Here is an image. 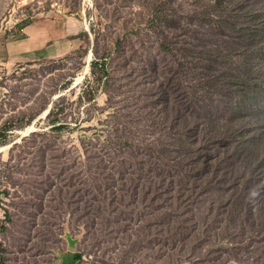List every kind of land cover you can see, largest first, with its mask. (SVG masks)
Returning a JSON list of instances; mask_svg holds the SVG:
<instances>
[{
  "label": "rangeland",
  "instance_id": "1",
  "mask_svg": "<svg viewBox=\"0 0 264 264\" xmlns=\"http://www.w3.org/2000/svg\"><path fill=\"white\" fill-rule=\"evenodd\" d=\"M196 2L0 0V264H264V228L213 222L225 196L147 188L186 87L160 45Z\"/></svg>",
  "mask_w": 264,
  "mask_h": 264
},
{
  "label": "trees",
  "instance_id": "2",
  "mask_svg": "<svg viewBox=\"0 0 264 264\" xmlns=\"http://www.w3.org/2000/svg\"><path fill=\"white\" fill-rule=\"evenodd\" d=\"M200 1L196 16L185 17L197 29L186 28L178 47L166 37L160 45L180 59L186 87L180 107L168 102L163 113L159 131L167 141L139 149L147 188L163 190L181 207L195 205L191 197L225 196L226 207L217 212L225 216L214 219L216 226L264 228V150L258 140L264 132V0ZM53 113L51 107L47 118ZM253 125L259 129L249 133ZM222 204L214 202L210 210Z\"/></svg>",
  "mask_w": 264,
  "mask_h": 264
},
{
  "label": "water",
  "instance_id": "3",
  "mask_svg": "<svg viewBox=\"0 0 264 264\" xmlns=\"http://www.w3.org/2000/svg\"><path fill=\"white\" fill-rule=\"evenodd\" d=\"M50 109H51V106H49L48 110L44 113V117L49 113ZM3 149H4V147L0 149V152H1Z\"/></svg>",
  "mask_w": 264,
  "mask_h": 264
}]
</instances>
